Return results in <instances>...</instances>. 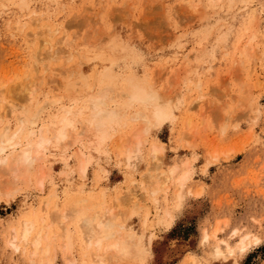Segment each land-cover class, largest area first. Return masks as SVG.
<instances>
[{
	"label": "rangeland",
	"instance_id": "374dc122",
	"mask_svg": "<svg viewBox=\"0 0 264 264\" xmlns=\"http://www.w3.org/2000/svg\"><path fill=\"white\" fill-rule=\"evenodd\" d=\"M18 2L0 0V113L16 104L27 82L41 80L42 103L59 100L43 110L46 126L59 118V103L82 104L81 96L68 98L67 84L85 68L91 84L100 72L143 77L172 100L173 114L148 134L143 122L128 120L97 152L68 115L73 125L62 146L44 151L41 184L34 172L28 184L6 193L7 176L0 174V264H206L215 242L234 246L244 233L250 234L245 252L227 264H264V0H26L24 9ZM137 138L145 139L137 151L143 156L128 159L138 164L129 170L123 149ZM154 172L168 181L153 194L146 177ZM74 197L93 200L99 213L111 209L112 220L135 235L136 259L117 257L107 241L97 251L87 248L78 220L65 225L69 250L55 223L43 239L46 257L30 255L29 246L10 248L7 238L20 221L33 216L38 225L41 215L47 223L46 199L65 206ZM214 231L216 239H203Z\"/></svg>",
	"mask_w": 264,
	"mask_h": 264
},
{
	"label": "bare ground",
	"instance_id": "6f19581e",
	"mask_svg": "<svg viewBox=\"0 0 264 264\" xmlns=\"http://www.w3.org/2000/svg\"><path fill=\"white\" fill-rule=\"evenodd\" d=\"M16 4H18L20 9H24L26 7V0H19V2ZM2 6H4V4ZM257 15L259 16V14ZM253 18L255 19V17ZM31 20L33 19L31 18ZM16 24H18V22ZM46 25L47 24H45V26ZM55 30L56 28L52 30V32ZM60 34H62L61 31ZM78 74H80V76L78 75L79 78H77L78 79L77 83H75L74 81H69V83L67 84L68 89L69 87H71L69 89V92H71L69 95H71V97L69 96L68 98L71 99L74 96H81L82 104L80 106H77L76 108H73L72 106H70V104L64 102L59 103L58 111L60 112L56 113L57 115H59V118L57 119L54 118L50 120L48 124L46 123L48 126L47 125L44 126L43 123L41 124V117H42L41 115L43 113V110L45 109L46 106L48 108L49 105H51L52 103H56L59 100H52L48 103H42V101L45 100L46 97H43L44 89L41 86L37 85V84H41L42 82L41 80H39V83L37 82V84L35 83L38 80H35V83H33V80L30 81L32 83L27 82L28 86H26L24 91H22L21 88L19 89L21 92H24L23 95H21L22 93H18V91H16L15 89V91L19 94L18 98L20 97V95L22 96L19 98L20 101L18 102L17 101L18 98H16L15 99L16 104L13 102L14 106L12 105V107H9V110L5 109L6 110L5 112L0 113V128H1L0 129V174H5L8 178V179L5 178L6 182L3 181L4 185L5 183H7L6 184L8 185L7 188L6 186L5 188L1 186L3 187L1 189H5L6 193L10 190L9 188L10 186L13 187V189H15L20 184H26V183L28 184L29 179L31 178L30 175L34 172H37L38 175L40 174V176H38V179L40 177V184H41L42 180H44L45 178L43 176L44 172L42 171L44 169L41 170V168H43L41 164H42L43 155L45 154L44 151L47 149L48 146L51 145H54L53 149L57 148L59 145L62 146L61 141H63V139H65L66 137L67 134L66 129L73 125L69 122L67 118L68 115H74L76 121L74 122V129H76L75 127H79L80 131H78V133L83 135L88 134V137L92 143L90 149H92L93 152H97V147L105 139L107 138L109 139L111 131L114 128H118V126L125 125L126 121L135 120V121H140L139 123L143 122L144 124L143 126L146 129H143L142 127V132L145 130L144 133L148 134V132L150 133L151 131H153L152 129L158 126L164 119L170 117L173 114V105L171 102L172 100H170V98H164L161 93L159 94L157 90H155L154 85L153 86L149 85L148 82H146V80L143 79V77L137 74H130L127 76L117 77L111 73L104 75L103 73L100 72V74L97 75V77L100 79L97 83L94 82L95 84L94 83L91 84L92 80L85 74V68L81 69V71ZM65 84L66 81L64 83V86ZM24 85L21 87L24 88L25 87ZM75 85L77 86L75 87ZM19 86H17L16 88H19ZM9 91L11 90L9 89L7 90L8 95H10ZM14 93L11 94L14 95ZM160 95H162V97ZM8 114L15 115L14 120L15 121L17 120L19 125H16L15 122L13 124H10L9 121L7 120V116H9ZM136 132L134 133L136 134ZM136 137H141V136H136ZM143 141L142 140L140 141V139L137 138L136 143L133 142L135 143L133 144L135 145L134 147H132L133 145L131 146L128 145L129 146L128 149L126 148V150H124L122 148L123 154L127 158V162L125 161V164L129 166V170L130 167L134 168V165H136L137 163L131 164V162H129L131 160L128 161V159L133 157L132 159L134 160L135 158L136 160V158L139 159L143 156V155L140 156L137 153V151L141 148V145L143 146L142 144ZM66 145L62 147L63 149L62 151L66 149ZM151 145H152V151L156 154L154 156V153H152V157L154 156V158L158 160L156 157L158 154L157 153L158 148H156L154 143L153 144L151 143ZM118 148L120 147H117V149ZM119 150L120 149L116 151L118 154H119L118 152ZM161 163H162L161 161L158 163L155 162V164L153 163L154 164L153 166L155 168L157 167L159 168V165L161 167ZM49 167L50 165L48 166V169ZM174 169L171 170L169 169V170L172 172ZM81 171L84 172L83 165H81ZM45 172L48 173V171ZM154 173L155 174L152 175L146 174L148 176L146 177V181H147L146 183L148 184L149 182V185L151 187V188L149 187V189H151L153 194L159 191V189H161L168 181L167 179L168 177L167 178L162 177L164 172H158V173L154 172ZM186 176H183V179L187 178ZM183 179L181 180L179 178L178 180L183 181ZM1 183L2 182H0V184ZM7 189L9 190L7 191ZM13 189L11 188V190ZM49 194H51V197L53 194H54L53 196H55L54 191H52V193L50 192ZM100 194H101L100 197H103L102 191ZM152 195L150 196L152 197ZM125 197L126 196H123V198L122 197L121 198L124 199ZM74 198L71 199L72 201L69 199L70 203L67 201L69 203V204L66 203L67 206L66 205L58 206V204L53 201H51L52 204L49 205V200L46 199L43 204L45 208L48 210L47 217H49L48 219L49 221L47 220V223L45 222L46 224H44L45 219L41 215L37 217L38 218L37 220H39L37 222L38 225L36 224V219L33 216L29 219L25 218V220L20 221V223L21 222L22 223L20 224L19 231L15 227H13L11 229L12 232L10 233V237L7 238V242L10 248L13 249V251H18V250L25 251L27 246H29L30 255L41 254L44 257H46L50 248L48 247L49 243L48 244L43 243L44 241L43 239L46 235V230L48 229V227L55 223L58 227L61 228V232L65 236V242H64L65 250H69L70 239H69L68 230L65 225L68 221L78 220L79 225L77 226H79L81 233L84 235L85 241L87 242V246H86L87 248H90V246H92L93 249L95 248L96 249L95 251H97L98 248L103 245L102 243L104 241H107L110 243H107L104 247L108 250L111 248L114 249V253L117 255V257L126 259L128 261L130 259H136L135 255L137 254L136 253L137 243L134 241L133 238L135 235L133 236L132 231L130 232L126 229L125 223H122L123 221L121 223L119 222L115 223L113 221L114 219L112 220V218H114L113 216L115 215V213L113 215V211L111 209H108L107 210L108 212L106 211L105 214L102 212L99 213V211H96L94 208L96 207L95 204L91 203L93 200L90 202L89 198L86 197L85 198L78 197L76 199ZM121 198L119 197V199ZM126 199H128V196L126 197ZM153 201L155 202L154 199ZM139 205L140 204L138 203V206ZM165 210H166L165 214H167L170 217L172 215L170 209L168 210L166 208ZM146 214H149V210L148 213H145V215ZM143 223H145V225H148L147 218L143 220ZM125 229L126 231H124ZM215 232L216 231L211 232L212 235L211 233L210 234L205 233L203 239L207 240L210 237L216 239L217 236ZM236 232L237 231L234 230L232 234H236ZM54 234L55 235H53V237L57 235V233L55 232ZM63 235L62 237H64ZM81 237L83 238V236ZM50 239L52 238L50 237ZM249 239H250V234L248 233L241 234L239 236L238 241H236L237 243H235L234 246H232L225 239L223 240L220 239L218 242H215L213 244L212 248L211 247L209 248L211 249L212 254L210 256V259L207 260L206 264H227L234 257L235 254L238 257H240L242 253L245 252L249 244L248 241ZM203 243L205 245V242ZM137 256L140 257L141 255L138 254ZM189 263L190 262H188V264ZM71 264L74 263L71 262Z\"/></svg>",
	"mask_w": 264,
	"mask_h": 264
}]
</instances>
